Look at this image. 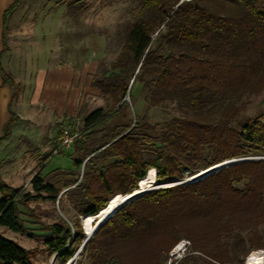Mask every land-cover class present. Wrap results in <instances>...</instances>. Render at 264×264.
I'll list each match as a JSON object with an SVG mask.
<instances>
[{
  "label": "trees",
  "instance_id": "trees-1",
  "mask_svg": "<svg viewBox=\"0 0 264 264\" xmlns=\"http://www.w3.org/2000/svg\"><path fill=\"white\" fill-rule=\"evenodd\" d=\"M61 1L70 16L85 7L83 0ZM23 2L13 0L1 16L0 78L10 99L0 144L20 121L12 110L17 86L1 58L9 51L7 20ZM136 6L118 55L91 78L105 107L88 112L73 139L72 165H83L86 181L72 178L62 189L73 185L67 196L77 217L42 223L37 237L57 264L70 260L85 237L80 215L95 224L147 181H179L230 159L264 155V110L244 112V99L264 90V0H137ZM138 87L146 107H167V117L113 123L132 106ZM31 190L0 181V227L25 232L19 208L32 212L30 201L40 193L55 201L61 188L36 175ZM117 209L97 231L102 219L91 227L83 249L90 264H163L183 238L203 255L175 264H242L251 249L264 248V160L147 191ZM0 264L36 263L30 250L0 233Z\"/></svg>",
  "mask_w": 264,
  "mask_h": 264
},
{
  "label": "rangeland",
  "instance_id": "rangeland-1",
  "mask_svg": "<svg viewBox=\"0 0 264 264\" xmlns=\"http://www.w3.org/2000/svg\"><path fill=\"white\" fill-rule=\"evenodd\" d=\"M83 1L82 13L70 16L61 0H24L7 20L9 51L5 58H1V64L17 86L18 95L12 102V110L19 115L20 121L12 126L9 137L0 144V181L35 194L31 190V182L39 175L61 188L55 201L45 193H40L42 198L30 201L28 206L32 212L19 208L25 232L13 233L0 227L4 238L12 239L32 252L36 264H57L54 255L49 254L37 238L44 233L40 230L41 224H49L57 217L65 220L77 217L67 196L73 185L62 189V182L72 178L80 181L84 168L83 165L80 169L72 165V159L76 157L72 145L68 149L59 147L61 130L67 128L78 133L82 118L88 112L96 107H105L100 93L90 84L91 78L114 61L121 48L124 25L137 11V0ZM133 96L132 106L126 109L125 116L114 119L113 123L131 124L134 117L141 116L154 123L167 117V107H146L139 87ZM125 99L129 103L128 96ZM244 103V112L248 116L264 110V90L246 97ZM248 157L236 159L264 160V155ZM195 175L185 173L181 181ZM81 181L84 183L86 179ZM191 182L194 181L186 183ZM155 183L157 180L147 181L139 192L150 190ZM128 200L126 197L97 222L101 219L104 222ZM83 219L84 216L80 215L79 224L83 230L86 228L85 242L76 250V256L69 264H90L88 252L83 249L91 238H87L91 227L97 222L90 224ZM100 240L99 235L91 250L97 249ZM182 241L189 242L185 238L179 240L163 264H175L185 255H203L193 250L190 242L181 256L177 253L172 255L174 247ZM257 252H264V248L251 249L244 255L242 264Z\"/></svg>",
  "mask_w": 264,
  "mask_h": 264
},
{
  "label": "water",
  "instance_id": "water-1",
  "mask_svg": "<svg viewBox=\"0 0 264 264\" xmlns=\"http://www.w3.org/2000/svg\"><path fill=\"white\" fill-rule=\"evenodd\" d=\"M90 157V156H89ZM89 157H87L86 158V160L89 158ZM85 160V161H86ZM84 161V162H85ZM236 161H234V160H227L226 162L224 161V162H221V163H219V164H216V165H214V166H212V167H210V168H207V169H205V170H202V171H200L198 174H196L195 176H193L191 179H189V180H179V181H171V180H165V181H161V182H157V183H155V185L150 189V190H147V191H151V190H154V189H157V187H162V188H165V187H171V186H174V185H179V184H183V183H186V182H189V181H195V180H198V179H202L204 176H207V175H209L210 173H212L213 171H215V170H218L219 168H221V167H223V166H226V165H229V164H232V163H235ZM148 172V171H147ZM146 172V173H147ZM144 178V177H143ZM141 180V179H140ZM139 180V181H140ZM139 181H138V183H139ZM138 190L137 189H135V190H133L131 193H129L128 195V197H129V200L127 201V203L128 202H130L131 200H133L134 198H136V197H138L139 195H141V194H143L144 192H147V191H144L143 193L142 192H137ZM115 195V194H114ZM113 196V195H112ZM111 196V197H112ZM124 196H126V195H124ZM111 197H109L108 198V200H107V202L105 203V205H104V207L107 205V203H108V201L110 200V198ZM103 207V208H104ZM119 209V208H118ZM117 209V210H118ZM117 210H115L114 211V213L117 211ZM113 213V214H114ZM112 214V215H113ZM111 215V216H112ZM86 216H89V215H86ZM110 216V217H111ZM109 218V217H108ZM107 218V219H108ZM107 219H105V221L107 220ZM104 221V222H105ZM103 224V222L101 223V225ZM101 225H99L98 226V228H97V230L99 229V227L101 226ZM96 230V231H97ZM84 242H85V237H84V239L82 240V243H81V245H83L84 244ZM85 246V245H84ZM83 246V247H84ZM82 247V248H83ZM75 255V254H74ZM74 255L72 256V258L74 257ZM72 258L68 261V264L70 263V261L72 260Z\"/></svg>",
  "mask_w": 264,
  "mask_h": 264
},
{
  "label": "crops",
  "instance_id": "crops-1",
  "mask_svg": "<svg viewBox=\"0 0 264 264\" xmlns=\"http://www.w3.org/2000/svg\"><path fill=\"white\" fill-rule=\"evenodd\" d=\"M12 1L13 0H0V50L2 48L1 45L2 17L1 16L4 9L7 8L12 3ZM9 99H10V90L6 85H2L0 78V136H1L2 126L9 118V112H8ZM16 115L19 117L18 114Z\"/></svg>",
  "mask_w": 264,
  "mask_h": 264
},
{
  "label": "built area",
  "instance_id": "built-area-1",
  "mask_svg": "<svg viewBox=\"0 0 264 264\" xmlns=\"http://www.w3.org/2000/svg\"><path fill=\"white\" fill-rule=\"evenodd\" d=\"M181 1H187L190 2L191 0H181ZM78 133L74 132L72 133L70 130H68L67 128H63L61 130L60 136H59V147L62 149H68L69 147H71L72 143H73V139H75L77 137ZM250 157L244 158V159H248ZM230 160H234L236 162H240L241 160L239 159H230ZM162 188V187H157V189ZM189 242L188 241H182L180 242L176 247H174V249L172 250V255H174L175 253H177V256H181L184 251H186L187 247H188ZM68 264V261L65 263Z\"/></svg>",
  "mask_w": 264,
  "mask_h": 264
},
{
  "label": "bare ground",
  "instance_id": "bare-ground-1",
  "mask_svg": "<svg viewBox=\"0 0 264 264\" xmlns=\"http://www.w3.org/2000/svg\"><path fill=\"white\" fill-rule=\"evenodd\" d=\"M126 196H129V195H126ZM126 196H123V197H126ZM101 225V224H99ZM98 225V226H99ZM98 228V227H97ZM76 251H75V255L74 257L72 258V260L75 258L76 256ZM71 260V261H72ZM70 261V263H71ZM245 264H264V252H257V253H253L251 254L247 260H246V263Z\"/></svg>",
  "mask_w": 264,
  "mask_h": 264
}]
</instances>
